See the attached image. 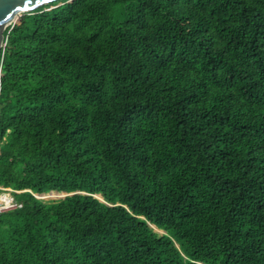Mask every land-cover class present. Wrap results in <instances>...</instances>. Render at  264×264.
<instances>
[{"label": "trees", "instance_id": "16d2710c", "mask_svg": "<svg viewBox=\"0 0 264 264\" xmlns=\"http://www.w3.org/2000/svg\"><path fill=\"white\" fill-rule=\"evenodd\" d=\"M3 34L0 264H264V0H54Z\"/></svg>", "mask_w": 264, "mask_h": 264}, {"label": "water", "instance_id": "95a60500", "mask_svg": "<svg viewBox=\"0 0 264 264\" xmlns=\"http://www.w3.org/2000/svg\"><path fill=\"white\" fill-rule=\"evenodd\" d=\"M54 0H2L0 2V55L4 46V34L5 27L11 22L15 21V17L20 12L31 10L40 5L49 3ZM19 19V16L17 20ZM74 193V192H72ZM68 193L63 192L61 196H65ZM37 196V195H36ZM100 199V195H96ZM39 197V196H37Z\"/></svg>", "mask_w": 264, "mask_h": 264}, {"label": "built area", "instance_id": "2783aa9c", "mask_svg": "<svg viewBox=\"0 0 264 264\" xmlns=\"http://www.w3.org/2000/svg\"><path fill=\"white\" fill-rule=\"evenodd\" d=\"M21 190L14 189L0 185V213L5 210L18 208L22 205L15 193H19Z\"/></svg>", "mask_w": 264, "mask_h": 264}, {"label": "rangeland", "instance_id": "374dc122", "mask_svg": "<svg viewBox=\"0 0 264 264\" xmlns=\"http://www.w3.org/2000/svg\"><path fill=\"white\" fill-rule=\"evenodd\" d=\"M20 15H21V12L19 14H17V16L15 17V21H17V18H18V16L20 17ZM42 194H40V195H42V197L41 196H39V197L44 198V199L62 197L61 196L62 194L59 192H56V191H51L49 193H42Z\"/></svg>", "mask_w": 264, "mask_h": 264}, {"label": "snow or ice", "instance_id": "6c2138e0", "mask_svg": "<svg viewBox=\"0 0 264 264\" xmlns=\"http://www.w3.org/2000/svg\"><path fill=\"white\" fill-rule=\"evenodd\" d=\"M0 2H2V0H0Z\"/></svg>", "mask_w": 264, "mask_h": 264}]
</instances>
